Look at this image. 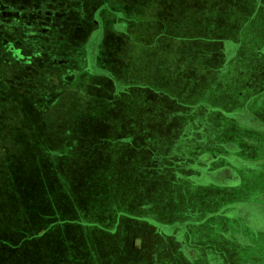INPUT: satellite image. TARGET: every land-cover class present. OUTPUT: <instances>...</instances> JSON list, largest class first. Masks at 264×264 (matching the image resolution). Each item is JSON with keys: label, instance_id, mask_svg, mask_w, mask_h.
I'll use <instances>...</instances> for the list:
<instances>
[{"label": "rangeland", "instance_id": "rangeland-1", "mask_svg": "<svg viewBox=\"0 0 264 264\" xmlns=\"http://www.w3.org/2000/svg\"><path fill=\"white\" fill-rule=\"evenodd\" d=\"M92 1L70 11L71 0H36L31 20L27 7L0 15V264H146L145 253L172 245L158 231L179 226L180 234L184 220H199L213 204L196 201L204 177L185 189L186 182L174 184L177 173L159 174L168 160L152 150L170 128L141 126L137 138L153 143L123 144L117 137L124 128L108 126L144 118L145 107L136 99L135 111L112 106L111 91L99 95L95 87L109 80L87 77L98 71L97 41L111 34L104 21L90 33ZM248 206L264 225V207ZM210 222L192 226V236Z\"/></svg>", "mask_w": 264, "mask_h": 264}, {"label": "crops", "instance_id": "crops-1", "mask_svg": "<svg viewBox=\"0 0 264 264\" xmlns=\"http://www.w3.org/2000/svg\"><path fill=\"white\" fill-rule=\"evenodd\" d=\"M90 12V33L103 21L111 31L96 44L98 71L87 74L95 82L109 80L96 85V93L107 88L109 103L127 112L135 111L134 99L145 107L144 118L108 126L124 128L117 137L123 144L153 143L137 138L141 126L170 128L152 150L168 160L159 174L177 173L173 182H186L185 189L204 177L196 201L213 202L200 221H183L186 245H174L184 238L176 237L178 226L158 235L172 245L145 253L144 262L264 264V228H256L253 213L245 211L264 207V177H254L264 175V0H93ZM208 221V230L192 236V226ZM225 239L236 243L233 251L223 247Z\"/></svg>", "mask_w": 264, "mask_h": 264}, {"label": "flooded vegetation", "instance_id": "flooded-vegetation-1", "mask_svg": "<svg viewBox=\"0 0 264 264\" xmlns=\"http://www.w3.org/2000/svg\"><path fill=\"white\" fill-rule=\"evenodd\" d=\"M5 2H3L2 0H0V15H2L1 13H6L7 12V9H9V10H12L13 12H17V9L19 10V8H24V7H27L28 8V13L26 14V19H28L29 18V15L30 14H32V15H34V14H36V13H34V12H32L31 13V11L32 10H34L36 7H38V4L40 3V2H36V0H19L20 1V3H18V0H4ZM72 1V3H71V5L72 6H70V8H69V10L70 11H72L73 10V8H75L74 6H73V4H75V6H78V5H80V4H82L83 3V0H71ZM40 5V4H39ZM33 6V7H32ZM91 6H92V3H91ZM60 7V6H59ZM44 8V7H43ZM59 9H61L62 10V12L64 13V16L66 15V12H65V10L63 9V8H59ZM15 10V11H14ZM12 11H11V14H12ZM35 11V10H34ZM76 11V10H75ZM4 15V14H3ZM46 18H48V19H50L51 18V16H46ZM28 20H31V19H28ZM34 21H36V20H33V24H34V27L35 28H38V27H40L39 26V24L37 25ZM47 21L44 19V21H42V23H46ZM66 22V21H65ZM28 23H30V21H27V24ZM49 23V22H48ZM42 25H44V24H42ZM44 29V28H43ZM94 31H96V30H94ZM94 31L91 33V34H93L94 33ZM56 35V34H55ZM254 216V215H253ZM259 222H261V221H259ZM254 225L256 226V228H264V225L262 224V222H261V224H259V223H257V220H254ZM180 234H184V232H181ZM179 233L176 235V237L178 236V235H180ZM158 235H163V236H167V235H169V234H167V233H164L163 231H158ZM173 242H176V243H178V244H180V245H186V241H185V239H183L182 240V238L181 239H175ZM147 263H148V261H147Z\"/></svg>", "mask_w": 264, "mask_h": 264}]
</instances>
